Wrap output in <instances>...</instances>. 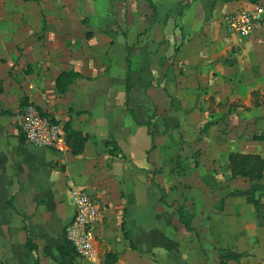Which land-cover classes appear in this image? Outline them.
Segmentation results:
<instances>
[{
    "label": "crops",
    "instance_id": "1",
    "mask_svg": "<svg viewBox=\"0 0 264 264\" xmlns=\"http://www.w3.org/2000/svg\"><path fill=\"white\" fill-rule=\"evenodd\" d=\"M182 1L152 0L129 14L114 0H0V264H105L109 252L118 254L115 264H220L223 250L244 254L236 264L259 257L264 228L252 207L233 202L237 193L223 197L226 189L214 191L209 181L186 182L174 165L182 154L177 133L192 111L172 103V82L177 68L203 57L200 38L218 33L216 4L230 9L226 18L264 0ZM69 71L80 78L62 93L57 80ZM29 104L82 132L84 152L74 155L68 142L63 150L30 143L20 119ZM75 187L99 202L97 262L67 253ZM178 202L193 209L191 231L177 216ZM111 222L125 244L102 252L98 234L106 236ZM193 238L205 255L189 245Z\"/></svg>",
    "mask_w": 264,
    "mask_h": 264
},
{
    "label": "rangeland",
    "instance_id": "2",
    "mask_svg": "<svg viewBox=\"0 0 264 264\" xmlns=\"http://www.w3.org/2000/svg\"><path fill=\"white\" fill-rule=\"evenodd\" d=\"M154 1L156 4L163 3L162 0ZM148 2L114 0L113 4L117 10L128 8L130 14L134 10L148 9ZM182 2L185 5L190 0ZM260 7L264 9V6ZM171 10L174 12V9ZM214 10L217 11L218 19H213L212 23L215 22L218 33L212 36L205 34V38H200L203 57H196L185 68H177V81L172 82L177 93L172 96V103L178 100L181 106H189L188 109L192 111V115H186L177 133L182 154L176 157L174 165L180 168L179 175L186 178V182L200 181L206 184L209 181L214 191L226 189L223 197L226 195L227 199L237 193L233 202L238 203L240 199L242 204L251 206L254 215L260 219L261 228H264V30L254 37L235 38L227 32L223 22L230 9L221 10L220 5L216 4ZM180 41L182 43V39ZM162 115L165 116L163 113ZM153 119L155 114L151 119V126ZM195 120L200 127L206 122H210V125L202 130V127L195 129L193 123H187ZM240 169L250 175H237V181L230 182L234 179H230L233 170ZM178 196L181 203L190 205L189 199L184 201L183 194L179 193ZM255 199L257 206L253 203ZM180 202L178 207L182 208L185 217L191 221L193 209L189 205L182 206ZM219 205L221 206L220 203ZM147 207L150 208V204ZM178 207L174 206L173 212ZM248 209L244 207V213ZM177 216L180 218V212ZM101 234H98V242L102 252L123 247L121 244L125 241L117 223L109 224L106 236ZM181 234L178 246L175 247L178 250L182 249L181 244L184 242V238L180 240ZM182 237L188 241L190 239L187 233ZM260 239L261 243L256 248L259 257L250 260L249 264H264V259L260 260V257H264V234ZM146 242L153 243L154 246L158 244L154 240ZM188 243L193 249L206 254L202 249L204 245L201 239L196 241L193 238ZM238 261L230 259L228 264H236Z\"/></svg>",
    "mask_w": 264,
    "mask_h": 264
},
{
    "label": "built area",
    "instance_id": "3",
    "mask_svg": "<svg viewBox=\"0 0 264 264\" xmlns=\"http://www.w3.org/2000/svg\"><path fill=\"white\" fill-rule=\"evenodd\" d=\"M264 23V9L242 10L225 18L228 32L240 38L251 36ZM22 131L32 144L45 148L63 150L67 146V134L63 123L43 114L35 105L29 104L20 113ZM75 215L66 226V237L80 260H99L94 228L101 219L98 200L84 189L73 188Z\"/></svg>",
    "mask_w": 264,
    "mask_h": 264
},
{
    "label": "trees",
    "instance_id": "4",
    "mask_svg": "<svg viewBox=\"0 0 264 264\" xmlns=\"http://www.w3.org/2000/svg\"><path fill=\"white\" fill-rule=\"evenodd\" d=\"M252 3H258L260 0H250ZM151 8L155 10V6L153 5V3H151ZM89 35V34H88ZM129 75H130V69H128V81H129ZM80 78L79 73L75 72V71H69V72H64L57 80V86L60 92L65 93L67 91H69L70 87L76 82L77 79ZM130 88L128 87L127 92L129 93ZM65 130H66V134H67V142L72 150V153L74 155H80L84 152L85 146H86V142H87V138L86 136L83 135L82 132L77 131L72 129L69 125L65 126ZM151 133V132H150ZM153 135V133H151ZM111 154H115V150L111 151ZM243 170H233V175L237 176V175H244V176H248L250 174H247V172H242ZM257 200L255 199L253 201V203H255V205L257 206L258 203L256 202ZM10 205H12V203L10 202ZM179 212H180V220L181 222L185 225L187 230H193L190 222L188 221V219L185 217L182 208H179ZM27 247L29 248V250L34 251L36 250V245L33 243V241L31 240L30 237H28L27 240ZM66 249H67V253L68 255H70L71 257H74L75 253V249L74 247L69 243V246L67 247L66 245ZM73 252V253H72ZM242 257H244L243 253H234V252H230V251H226L223 250L221 253V262L220 264H228V261L230 259H234V260H240ZM118 261V254L114 253V252H109L106 254L105 257V264H115Z\"/></svg>",
    "mask_w": 264,
    "mask_h": 264
}]
</instances>
